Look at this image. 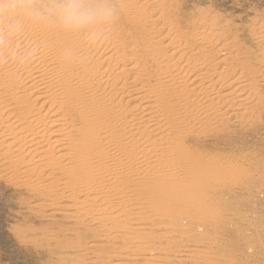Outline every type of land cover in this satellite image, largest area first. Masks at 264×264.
<instances>
[{"label": "bare ground", "instance_id": "bare-ground-1", "mask_svg": "<svg viewBox=\"0 0 264 264\" xmlns=\"http://www.w3.org/2000/svg\"><path fill=\"white\" fill-rule=\"evenodd\" d=\"M178 1L122 0L96 39L26 23L0 48V174L46 207L63 200L71 217L105 222L92 235L121 239L123 262L142 256L151 264L170 252L146 254L162 245L161 235L145 233L152 218L169 220L176 233L190 226L187 238L180 233L186 239L204 228L218 242L211 203L243 174L239 160L210 149L233 148L235 129L264 123V23L248 32L256 50L241 52L213 21L173 25ZM151 189L161 194L155 202L140 193ZM192 202L197 217L188 214ZM131 222L141 237L121 235Z\"/></svg>", "mask_w": 264, "mask_h": 264}, {"label": "rangeland", "instance_id": "rangeland-1", "mask_svg": "<svg viewBox=\"0 0 264 264\" xmlns=\"http://www.w3.org/2000/svg\"><path fill=\"white\" fill-rule=\"evenodd\" d=\"M120 1L112 0L122 10ZM179 1L178 5L181 4L177 6L176 15H172L173 25L179 24L184 30L183 27L187 23L205 18L207 23L213 21L226 31L227 42L232 40L235 42L236 39V42L241 44L239 45L241 52L247 51L246 47L252 52L256 50L255 42L248 32L253 23H264V0ZM41 24L56 29L57 32L63 29L55 21ZM133 33H136L133 28L131 32L128 31V34ZM263 124L255 132L244 131L248 127L246 125L235 129V132L239 130L241 133H235L236 135L230 138L237 144L233 148L224 144L210 149L211 152L215 150L214 153L221 155L225 160L228 158L239 160L238 165L243 174L241 180L230 182L226 186V191L215 196L219 197L218 199L214 197L213 201L219 205L211 203L213 209L219 211L217 221L221 233L219 241H209L204 228H198L197 233L193 232L194 234L186 239L188 235L184 234V229L190 226L186 227L183 224L182 232L179 231L185 238L180 233H176L174 227L168 226L171 224L169 220L152 218L151 225L147 226L145 233L152 236L161 235L162 245H148V248L153 247L148 249L146 254L150 252V255L155 256L158 246L170 250L169 253L163 252L160 260L153 263L264 264V163L257 161V158L264 159L262 158L264 157ZM216 160L215 162H218ZM205 189L199 194L208 195V189ZM140 193L147 202H155L156 196L159 198L161 195L154 189ZM45 204L47 203L44 198L30 194L24 188L17 186L16 182L9 181L0 174V264H92L91 259H95L93 262L97 261L93 264H146L140 259L142 256L132 261H120L126 257L124 256L126 252L122 250L121 239L105 238L104 240L102 237L99 241L100 239L97 240L96 236L92 235L93 231H99L100 226H105V222L97 220L96 224H92L89 223L90 218L83 220L81 217H71L73 213L70 210L60 209L61 205H70L63 200L58 201L57 206L54 201H51L49 207L44 206ZM188 207L189 215L199 216L200 206H195L192 202ZM202 214H205L206 219L211 220L212 225L215 226L214 218L210 213ZM148 215H139L138 222H142L141 217H149ZM173 221L174 224L184 223L182 222L184 219L181 218ZM132 226V222L129 226H125L121 235L141 237L132 231ZM79 243H85L84 245L98 243V246L103 248H90L91 251H85L87 246L80 248ZM205 247L207 250H204ZM107 253L112 254L107 257L105 256Z\"/></svg>", "mask_w": 264, "mask_h": 264}, {"label": "clouds", "instance_id": "clouds-1", "mask_svg": "<svg viewBox=\"0 0 264 264\" xmlns=\"http://www.w3.org/2000/svg\"><path fill=\"white\" fill-rule=\"evenodd\" d=\"M120 11L112 0H0V48L20 36L26 23L55 21L96 39L98 26L114 24Z\"/></svg>", "mask_w": 264, "mask_h": 264}]
</instances>
